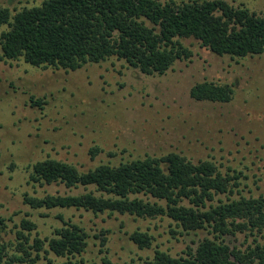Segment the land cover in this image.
Instances as JSON below:
<instances>
[{"label": "rangeland", "instance_id": "rangeland-1", "mask_svg": "<svg viewBox=\"0 0 264 264\" xmlns=\"http://www.w3.org/2000/svg\"><path fill=\"white\" fill-rule=\"evenodd\" d=\"M44 1L0 0V6L16 14ZM224 1L264 15V0ZM7 29L1 27L0 36ZM182 42L193 57L176 62L164 75L143 74L115 57L77 71L33 67L23 59L0 60V216L13 217L6 241L15 242L14 232L23 219L33 221L42 238L52 237L64 226L59 215L90 235L86 252L75 259L80 264H105L106 259L112 264H144L157 250L185 257L205 238H214L211 228L186 232L168 217L35 210L25 203L26 195L77 196L90 191L101 195L94 186L67 188L55 183L42 188L31 182L32 166L46 159L85 172L102 164L176 152L194 163L209 160L225 173L236 172L239 185L234 194L218 195L212 204L264 194V53L232 58L213 53L194 38ZM205 81L232 86L233 100L192 99L191 89ZM32 98L43 100L44 106L34 105ZM93 149L99 150L96 156ZM136 231L154 237L150 249H140L131 240ZM104 237L108 242L102 246ZM223 239L230 247L246 251L264 244V232L247 230ZM49 258L65 261L53 254Z\"/></svg>", "mask_w": 264, "mask_h": 264}, {"label": "trees", "instance_id": "trees-1", "mask_svg": "<svg viewBox=\"0 0 264 264\" xmlns=\"http://www.w3.org/2000/svg\"><path fill=\"white\" fill-rule=\"evenodd\" d=\"M3 26L8 29L0 36V60L23 59L38 68L77 71L115 57L143 74L164 75L176 62L193 57L182 42L190 38L219 56L246 58L264 53V15L224 0L181 4L161 0H45L16 14L0 6V28ZM233 94L232 86L207 81L191 89L192 99L199 102L230 103ZM33 103L44 106L43 100ZM91 153L96 156L99 150ZM238 179L233 170L225 173L212 161L194 163L176 152L119 165L102 164L85 172L63 161L46 159L32 166L31 182L42 188L55 183L67 188L94 186L101 195L92 191L77 196L26 195L25 203L35 210L83 209L95 215L109 212L143 219L168 217L183 231L211 228L214 234L196 250L189 249L185 257L157 250L144 264H264V244L242 251L223 239L247 230L264 232V194L212 204L218 195L234 194ZM58 218L64 226L46 238L36 232L38 226L33 221L23 219L14 232V242L5 239L13 217L0 216V264H80L75 259L86 252L90 235L62 215ZM131 240L140 249H150L154 237L136 231ZM107 242L104 237L102 246ZM50 254L65 261L57 262L49 258ZM104 262L112 264L107 259Z\"/></svg>", "mask_w": 264, "mask_h": 264}]
</instances>
